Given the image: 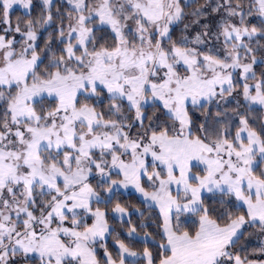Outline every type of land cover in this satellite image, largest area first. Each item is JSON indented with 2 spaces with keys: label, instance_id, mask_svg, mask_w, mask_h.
<instances>
[{
  "label": "snow or ice",
  "instance_id": "snow-or-ice-1",
  "mask_svg": "<svg viewBox=\"0 0 264 264\" xmlns=\"http://www.w3.org/2000/svg\"><path fill=\"white\" fill-rule=\"evenodd\" d=\"M0 264H264V0H0Z\"/></svg>",
  "mask_w": 264,
  "mask_h": 264
}]
</instances>
